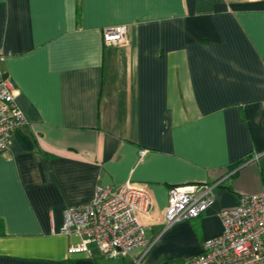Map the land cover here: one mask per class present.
Returning <instances> with one entry per match:
<instances>
[{"label":"crops","instance_id":"0c3cea01","mask_svg":"<svg viewBox=\"0 0 264 264\" xmlns=\"http://www.w3.org/2000/svg\"><path fill=\"white\" fill-rule=\"evenodd\" d=\"M120 25L126 44L105 45ZM0 53L26 124L0 152V264H96L58 229L98 186H145L141 264L195 256L222 209L264 190L263 1L0 0ZM216 182L200 216L164 227L169 187Z\"/></svg>","mask_w":264,"mask_h":264},{"label":"built area","instance_id":"2783aa9c","mask_svg":"<svg viewBox=\"0 0 264 264\" xmlns=\"http://www.w3.org/2000/svg\"><path fill=\"white\" fill-rule=\"evenodd\" d=\"M102 41L105 45H125L126 27L103 29ZM2 61L0 53V152L9 149L13 130L26 125L15 104L18 93L1 70ZM143 153L139 151V155ZM218 184L169 187L164 227L200 216L211 205ZM149 206L144 185L127 182L116 188L96 187L88 201L62 211L58 233L75 239L67 254L92 257L95 251L104 259H117L137 251L131 264H141L151 243L145 238L140 216L148 214ZM218 219L219 234L204 240L198 254L178 264H264V190L240 196L234 207L218 213Z\"/></svg>","mask_w":264,"mask_h":264},{"label":"rangeland","instance_id":"374dc122","mask_svg":"<svg viewBox=\"0 0 264 264\" xmlns=\"http://www.w3.org/2000/svg\"><path fill=\"white\" fill-rule=\"evenodd\" d=\"M193 225L195 226V223ZM193 229L195 232L192 235L191 247H193L195 243H199L198 229L195 227H193ZM145 236L148 237V232H145ZM157 245L158 243L155 245L154 249H156ZM185 253V251L181 252L179 247L168 249V252L158 253L154 256V258H150V262L151 264H178L180 261H182V257H184ZM146 260H149V254L145 257V260H143V264H145ZM95 262L96 264H131L130 262H128L126 257L117 259H104L100 256H97Z\"/></svg>","mask_w":264,"mask_h":264}]
</instances>
